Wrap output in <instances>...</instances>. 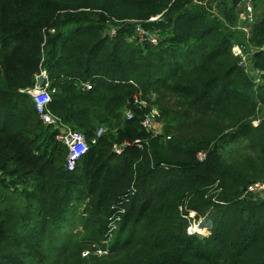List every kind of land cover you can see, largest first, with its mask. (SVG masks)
Segmentation results:
<instances>
[{
    "label": "trees",
    "instance_id": "obj_1",
    "mask_svg": "<svg viewBox=\"0 0 264 264\" xmlns=\"http://www.w3.org/2000/svg\"><path fill=\"white\" fill-rule=\"evenodd\" d=\"M210 2L0 0V264H20L8 253L16 227L33 214L47 222L40 210L56 194L65 212L81 196L95 212L112 203L103 238L113 236L109 252L122 245L118 264H264V193L245 194L264 183V10L235 45ZM245 3L222 0L219 12L231 19ZM137 26L159 43L129 41ZM41 71L55 90L49 111L88 143L73 171L21 92ZM149 95L157 136L141 127L148 109L129 104ZM190 212L208 235L187 232Z\"/></svg>",
    "mask_w": 264,
    "mask_h": 264
},
{
    "label": "rangeland",
    "instance_id": "obj_2",
    "mask_svg": "<svg viewBox=\"0 0 264 264\" xmlns=\"http://www.w3.org/2000/svg\"><path fill=\"white\" fill-rule=\"evenodd\" d=\"M221 1L211 0L206 6L207 11L211 16L216 17L231 31L235 32V45L244 43L249 28L242 20L241 15L244 13L245 7L250 6L258 18L264 10V0H246L244 5H240L235 10V16L227 20L219 12ZM220 9L223 12V8ZM233 50L234 48H232V52ZM245 66H247L249 71L251 68L249 62H246ZM154 98V95H149L143 99L146 103V109L157 111L154 105ZM261 115L264 118V111ZM160 128V132L163 134L164 126L162 123ZM108 130L110 128H107ZM55 197V202L51 200L45 201L40 210L42 211L41 213L48 212L50 214L51 218L47 222L40 216L33 214L29 216V227H16L19 239L16 238L15 242L11 243L8 248V253L12 254V258L20 261V264H118L124 256L122 245L119 243L114 251L109 252L113 236L107 239L106 245H103L102 242L105 240L103 235H105L106 229H104L105 224L103 225V223L106 221V214L108 212L106 207L109 209L112 203L106 204V201L103 203L99 202L95 212L93 205L90 204V200L81 196L79 200L69 204L65 212L63 204H60V201L56 203L60 199V194H56ZM51 204L52 206L49 207ZM58 205L59 212L55 213ZM47 209L48 211H44ZM195 216L196 214L193 212H190L188 215V228L190 231L208 235L210 232L199 230L203 217L196 218L195 220ZM117 223L119 222H115L116 227ZM113 231L117 232L118 230L115 228ZM128 237H133V241L136 239V236L131 237L128 231L122 233L121 239L127 240ZM104 250L106 251L105 254L103 253Z\"/></svg>",
    "mask_w": 264,
    "mask_h": 264
},
{
    "label": "built area",
    "instance_id": "obj_3",
    "mask_svg": "<svg viewBox=\"0 0 264 264\" xmlns=\"http://www.w3.org/2000/svg\"><path fill=\"white\" fill-rule=\"evenodd\" d=\"M242 20L245 22L247 26L254 24L255 22V14L252 11L250 6L245 7L244 13L241 15ZM155 18L150 19V21H154ZM116 34L115 28H111L108 31V35L113 37ZM129 41H134L138 44L150 43L153 45H157L159 43V38L157 36L151 35L148 31L144 30L142 27L137 26L135 33L129 39ZM264 51V48L261 49ZM233 54L235 56L241 57L242 63H246L247 56L242 54V49L238 46L234 47ZM44 78V82L42 85L38 84L39 77ZM85 90L90 91L92 89L91 84H84ZM27 95H29L32 99V103L34 105L36 114L39 120L46 126H51L55 130H57L56 141L62 144L66 148L67 156H66V164L65 168L67 171H73L76 167L77 162L87 153L88 151V143L81 132L70 129L68 126L63 125L59 118L54 116L48 109V104L51 101V94L54 93V89L50 87V83L48 80V76L45 71H41V73L36 77V82L32 88H27L24 91H21ZM134 108L143 109L146 108L145 101L142 100L140 96L133 97L132 101L129 103ZM133 112L129 109L126 112V118L128 120L133 118ZM258 121L253 122V125H257ZM160 114L158 111L154 109L148 110V112L144 115V118L141 121V127L153 134V136L161 135L162 133L160 128ZM106 132L105 128H98L95 132V139L92 140V144H95L97 138L101 137ZM137 143V141H136ZM112 152L120 155L122 153V146L113 145ZM197 159L203 160L204 154L199 153L197 155ZM249 194H261L264 193V183H254L247 187L245 192ZM113 228V227H112ZM199 230H204V232H209V228L200 227ZM189 234L194 233L187 229ZM196 234H200L196 232ZM202 235V234H200ZM206 236V235H205ZM107 244V240L103 241V245ZM105 254L106 251L104 250Z\"/></svg>",
    "mask_w": 264,
    "mask_h": 264
},
{
    "label": "water",
    "instance_id": "obj_4",
    "mask_svg": "<svg viewBox=\"0 0 264 264\" xmlns=\"http://www.w3.org/2000/svg\"><path fill=\"white\" fill-rule=\"evenodd\" d=\"M43 82H44V78L40 76V77L38 78V84H39V85H42Z\"/></svg>",
    "mask_w": 264,
    "mask_h": 264
},
{
    "label": "crops",
    "instance_id": "obj_5",
    "mask_svg": "<svg viewBox=\"0 0 264 264\" xmlns=\"http://www.w3.org/2000/svg\"><path fill=\"white\" fill-rule=\"evenodd\" d=\"M55 91V90H54Z\"/></svg>",
    "mask_w": 264,
    "mask_h": 264
}]
</instances>
